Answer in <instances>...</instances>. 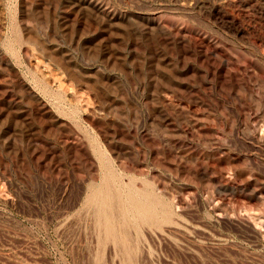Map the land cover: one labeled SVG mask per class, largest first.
Returning <instances> with one entry per match:
<instances>
[{"label":"rangeland","instance_id":"obj_1","mask_svg":"<svg viewBox=\"0 0 264 264\" xmlns=\"http://www.w3.org/2000/svg\"><path fill=\"white\" fill-rule=\"evenodd\" d=\"M0 264H264V0H0Z\"/></svg>","mask_w":264,"mask_h":264},{"label":"bare ground","instance_id":"obj_2","mask_svg":"<svg viewBox=\"0 0 264 264\" xmlns=\"http://www.w3.org/2000/svg\"><path fill=\"white\" fill-rule=\"evenodd\" d=\"M97 197H99V196L98 195H95V197L93 198V202H95L98 205H101L102 206V203L100 201L98 203ZM133 204H134V209L136 211H138L142 215V217L144 219L149 220V221H152L153 220L154 216H153V213H152V209L149 207V205L147 207H145V209H142L140 206L137 205V203L135 204V201H134ZM99 213L101 215L103 213H105V215H106L108 212H106L103 208H99ZM103 223H105L106 231L108 232V234L111 233L113 235L114 234V227L112 226V224L108 220L106 221V219L104 220Z\"/></svg>","mask_w":264,"mask_h":264}]
</instances>
